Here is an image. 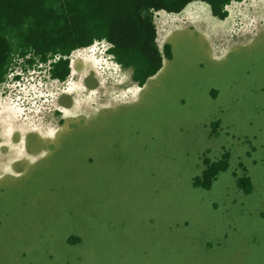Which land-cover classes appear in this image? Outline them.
Segmentation results:
<instances>
[{"label":"rangeland","instance_id":"1","mask_svg":"<svg viewBox=\"0 0 264 264\" xmlns=\"http://www.w3.org/2000/svg\"><path fill=\"white\" fill-rule=\"evenodd\" d=\"M261 5L233 2L224 20L204 1L182 13L156 12L159 43H170L162 69L137 98L101 116L72 117L77 104L65 105V120L48 142L37 137L49 134L42 121L24 119L36 109L33 90L49 99L42 85L49 73L33 69L38 61L26 67L17 59L8 78H21L0 85V156L13 151L1 138L24 133L32 161L14 163L25 157L15 148L0 165V264H264ZM71 57L70 76L48 80L57 85L52 107L72 103L74 95L101 108L115 103L118 84L132 85L131 70L105 42ZM61 88L72 95L57 97ZM17 94L25 106L16 104ZM228 150L230 167L213 187L195 186L204 158L218 160ZM90 152L109 155L115 167L89 162ZM14 169L21 175L14 177ZM243 172L255 180L248 193L236 184ZM72 234L81 240L69 243Z\"/></svg>","mask_w":264,"mask_h":264},{"label":"trees","instance_id":"2","mask_svg":"<svg viewBox=\"0 0 264 264\" xmlns=\"http://www.w3.org/2000/svg\"><path fill=\"white\" fill-rule=\"evenodd\" d=\"M189 1L192 0H0V81L6 79L18 58L29 54L26 61L30 65L57 55L51 76L65 80L70 74L71 53L106 39L112 44L110 51L115 60L131 70L132 80L145 84L171 56L170 43L164 42L163 48L159 43L155 12H179ZM204 1L223 18L227 15L225 6L232 0ZM101 156L90 152L87 158L89 162L101 159L107 168L115 167L109 155ZM204 163L205 168L193 178V184L208 189L221 170L230 167L229 150L218 160L206 156ZM83 165L88 168L84 160ZM85 175L89 180L93 176L89 172ZM253 182L247 172L236 179L246 193L254 188ZM80 240L78 234L68 238L69 243Z\"/></svg>","mask_w":264,"mask_h":264},{"label":"clouds","instance_id":"3","mask_svg":"<svg viewBox=\"0 0 264 264\" xmlns=\"http://www.w3.org/2000/svg\"><path fill=\"white\" fill-rule=\"evenodd\" d=\"M236 1H238V2H241V1H243V0H233V2H236ZM232 2V3H233ZM232 3H231V5H232ZM257 4H259L260 5V7H262V5L260 4V3H257ZM188 6L186 5L185 6V8L184 9H182L181 11H179L180 13H182L186 8H187ZM251 7H254L253 5L251 6ZM250 8V7H249ZM229 10H230V8H229ZM229 10L227 11V15L224 17L225 19H227V17H228V15H229ZM160 11H163L164 12V14H166V13H169V14H172V13H177V12H170V11H166V10H159V11H157V12H160ZM155 15H156V12H155ZM217 19V18H216ZM256 25V24H255ZM255 27V26H254ZM254 29V28H253ZM157 33H158V36L160 37L161 36V34L157 31ZM97 41H101V42H105L106 43V49L108 50V53L111 55V56H113V53L110 51V49H111V47H112V44L108 41V40H106V39H101V40H96L95 42H97ZM95 42H93L91 45H89V46H84V47H79V48H77V49H75L74 51H76V50H79V49H83V48H87V47H90V46H92ZM168 43V42H167ZM73 51V52H74ZM73 52L71 53V54H73ZM30 56V54L29 55H27L25 58H23V57H20L21 59H22V63L27 67V66H29L30 64L26 61V59L28 58ZM114 57V56H113ZM20 58H18V59H20ZM55 58H58V56L56 55L55 56ZM55 58H50L49 60H47V61H40V60H36V61H38V64L39 65H35L34 67H33V69L34 70H38V71H44V72H46V71H48V73H49V76H50V78H45V82H42V85L43 86H45L46 88H47V92L49 93V99H43L44 97H43V95H38V91H34L33 90V93H34V96H36L37 97V100H34L35 101V105H33L34 107H36V109H32V110H30V114H29V116H27L25 119H24V121H27L28 123H30V124H32V125H36L35 123H33V120L31 119V115L32 116H34L38 121H40L37 125L38 126H41V121H42V129H43V131H45V132H48L49 134L48 135H43L42 133H40V134H37V133H35V134H37L38 136V139L40 140V141H46V142H48L49 141V139H52L53 137H54V133H55V130L56 129H58V128H60V125H61V123H63V121L65 120L64 118V116H63V114L65 113V110H64V106L65 105H70L69 107L70 108H72L73 107V105H75V104H77L76 106H75V108L74 109H78L80 106H81V101H79L80 99H77V97L75 96V100L76 101H74L73 99H72V103H66V104H63V103H60L59 104V106H57V105H54V107H52V103H53V101H54V99H55V97H56V94L58 93V92H56L55 90H56V86L57 85H55L53 82H51V81H48V80H54V81H65L69 76H70V74H71V72H72V70L73 69H70V74L68 75V77L65 79V80H61V79H59V78H55V77H52L51 76V72H50V69H51V66H52V62L53 61H55ZM18 60H16L15 62H17ZM35 61V62H36ZM34 62V63H35ZM72 62H73V58L71 57V55H70V67L72 66ZM44 64V65H43ZM32 65V64H31ZM15 66V65H14ZM14 66H11L10 67V69H9V73L7 74V77H6V79L4 80V81H0V85H4L5 83H12V82H15V81H18L20 78H21V73H17V74H15L14 73V75H13V78L12 77H10V79L8 78V75H10V72H15V70H16V67H14ZM121 66V65H120ZM13 67V68H12ZM123 67V66H122ZM30 68V67H29ZM29 68H28V70H29ZM11 70V71H10ZM130 74H131V72H130ZM45 75H48V74H45ZM3 83V84H2ZM133 85H134V87H136V88H144V85L145 84H140L139 82H137V81H133ZM50 88L53 90V91H51L50 90ZM5 89H8V88H5ZM21 92H23V90L22 91H20L19 93H21ZM72 93H73V91H69L68 89H62L61 88V91L59 92V95L57 96V97H64V96H66V97H68V96H71L72 95ZM73 97H74V95H73ZM72 97V98H73ZM22 96H20V95H18L17 94V96H15V98H14V101H17L16 102V104L17 105H22V106H25V105H23V104H21V103H23V101H22ZM28 102H29V100H28ZM117 104H119V103H117ZM115 106V104H113V105H108V104H104V105H102V107L101 108H99L100 109V113H99V115L101 116V114H102V111L104 110V109H109V108H112V107H114ZM22 111H24V109H21ZM64 112V113H63ZM24 113V112H23ZM22 113V114H23ZM50 115H52V117H47V116H50ZM57 117H59V119H57ZM82 117H84V116H82ZM67 118V117H66ZM43 119V120H42ZM27 125V124H26ZM27 126H29V127H31V128H33L31 125H27ZM18 127V129L19 130H21V131H23L22 129H20V127L19 126H17ZM4 136V135H3ZM5 137V136H4ZM11 137L12 138H10L9 140H8V137H5V138H1V140L2 141H4L5 143H6V145H7V148H10V149H12L13 151H8L7 152V154L5 155V156H0V165L8 158V157H10V156H12V155H14V154H16L20 149H24V152H25V157H23V158H18V157H15L14 158V163H16V162H19V161H32V157H31V154H29V155H27V153L29 152L28 151V144H27V140H29V143H31V141H30V134H28V135H25L24 133H23V135H21V134H17V135H11ZM7 138V139H6ZM21 143H25V145L22 147L21 146ZM33 146V145H32ZM15 148L18 150V151H15ZM1 154H3V151L0 149V155ZM229 167H227L226 169H225V172H226V170L228 169ZM4 170V169H3ZM3 170H1V172H3ZM7 171V170H6ZM9 171V170H8ZM221 174H222V172H220ZM12 174L14 175V177H18V176H20L21 175V172H19V171H17V169H14L13 170V172H12ZM242 174V173H241ZM218 176V175H217ZM236 179H237V177H236ZM218 180V179H217ZM216 180V178L214 179V181H213V184H212V187H213V185H214V182L215 181H217ZM237 184V183H236Z\"/></svg>","mask_w":264,"mask_h":264},{"label":"crops","instance_id":"4","mask_svg":"<svg viewBox=\"0 0 264 264\" xmlns=\"http://www.w3.org/2000/svg\"><path fill=\"white\" fill-rule=\"evenodd\" d=\"M198 1H204V0H192V1H189L188 3H190V2H196V3H198ZM261 1L262 0H256V1H253L252 0V2H256V3H260L261 4ZM204 2H206V1H204ZM188 5V4H187ZM251 8V11H253L254 10V8L253 7H250ZM250 8H248L249 10H250ZM253 8V9H252ZM199 9V8H198ZM242 9H243V7H242ZM211 10V9H210ZM229 10V4L227 5V11ZM243 12V11H242ZM244 12H246L245 10H244ZM215 15H213V17H214ZM218 19H222V20H224L225 18L223 17V18H221V17H219V16H216ZM189 25H191V24H189ZM94 74V73H93ZM90 75H92V74H89L88 75V77L90 76ZM95 76H96V74H94ZM129 77H130V74H129ZM131 79V82H132V85H131V87L129 86V81H127V83L125 82L124 84H121V85H119L118 84V88H119V90H121L122 92L119 94V97L118 98H116L115 99V103L114 104H117V103H125V102H127V101H129V100H131V99H135V98H137L138 96H136L137 94L139 95L144 89H145V87L144 88H136V87H134V85H133V81L134 80H132V77L130 78ZM89 84V83H88ZM90 85V84H89ZM103 85V84H102ZM91 87H90V89H94L95 87H93V85H90ZM145 86V85H144ZM127 89H130L131 91H128ZM126 93H127V95H126ZM95 94V93H94ZM101 96V94L97 97V98H99ZM102 97H103V95H102ZM104 98V97H103ZM73 100L74 101H76L75 100V97H73ZM87 104L88 103H86V102H84V103H82L81 104V106L77 109V115H73L72 117H77V118H80L81 116H83V115H85V113H87V112H93V113H91L92 114V116H100L99 115V113H100V109H99V106L96 104V102H95V99L93 98L91 101H90V104H91V106L90 107H87ZM104 104H108V105H110V103H104ZM103 104V105H104ZM111 105H113V104H111ZM87 109H90V110H87ZM34 117V116H33ZM85 117V116H84ZM86 117H90V116H86ZM35 118V117H34ZM37 119L35 118V121H36ZM35 121H33V123H35ZM38 123H39V121H38ZM37 123V124H38ZM36 124V123H35ZM36 124V125H37ZM38 126V125H37ZM5 149V148H4ZM8 150H9V148H7Z\"/></svg>","mask_w":264,"mask_h":264},{"label":"bare ground","instance_id":"5","mask_svg":"<svg viewBox=\"0 0 264 264\" xmlns=\"http://www.w3.org/2000/svg\"><path fill=\"white\" fill-rule=\"evenodd\" d=\"M233 2V0L229 3V4H231ZM206 3H208V2H206ZM228 5V4H227ZM223 154V153H222ZM214 180V179H213Z\"/></svg>","mask_w":264,"mask_h":264},{"label":"flooded vegetation","instance_id":"6","mask_svg":"<svg viewBox=\"0 0 264 264\" xmlns=\"http://www.w3.org/2000/svg\"><path fill=\"white\" fill-rule=\"evenodd\" d=\"M1 175H2V174H1ZM1 175H0V176H1ZM237 186H238V185H237ZM238 188H239V186H238Z\"/></svg>","mask_w":264,"mask_h":264}]
</instances>
